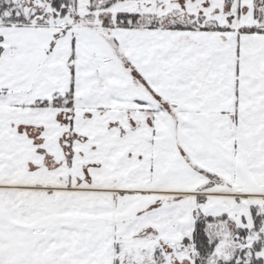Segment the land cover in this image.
I'll list each match as a JSON object with an SVG mask.
<instances>
[{
	"label": "snow or ice",
	"instance_id": "snow-or-ice-1",
	"mask_svg": "<svg viewBox=\"0 0 264 264\" xmlns=\"http://www.w3.org/2000/svg\"><path fill=\"white\" fill-rule=\"evenodd\" d=\"M0 264H264V0H0Z\"/></svg>",
	"mask_w": 264,
	"mask_h": 264
}]
</instances>
